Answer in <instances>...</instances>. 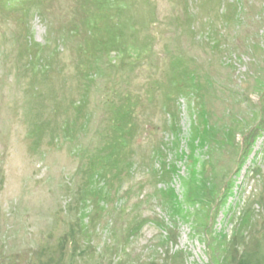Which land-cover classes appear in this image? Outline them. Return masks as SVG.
I'll return each mask as SVG.
<instances>
[{"label": "rangeland", "instance_id": "rangeland-1", "mask_svg": "<svg viewBox=\"0 0 264 264\" xmlns=\"http://www.w3.org/2000/svg\"><path fill=\"white\" fill-rule=\"evenodd\" d=\"M0 264H264V0H0Z\"/></svg>", "mask_w": 264, "mask_h": 264}, {"label": "trees", "instance_id": "trees-1", "mask_svg": "<svg viewBox=\"0 0 264 264\" xmlns=\"http://www.w3.org/2000/svg\"><path fill=\"white\" fill-rule=\"evenodd\" d=\"M119 52V51H118Z\"/></svg>", "mask_w": 264, "mask_h": 264}]
</instances>
